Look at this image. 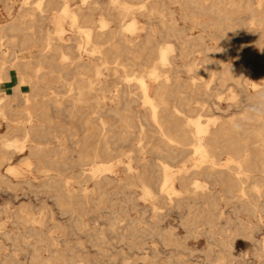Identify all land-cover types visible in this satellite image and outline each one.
Listing matches in <instances>:
<instances>
[{"label": "bare ground", "instance_id": "obj_1", "mask_svg": "<svg viewBox=\"0 0 264 264\" xmlns=\"http://www.w3.org/2000/svg\"><path fill=\"white\" fill-rule=\"evenodd\" d=\"M18 1L20 5L12 20L0 24V85L9 81L11 70L16 73L18 79L12 94L0 96V116L5 121L8 132L20 135L22 140L15 137L2 142L6 151H0V184L7 182L1 168L7 166L6 173L18 174L10 164L16 158V153L27 151L29 157L35 161L33 165L36 172L43 175L40 180L44 189L53 193L56 203L65 209L66 215L68 213L72 218H78L77 208L86 206L92 200L91 196L87 194L86 189H82L80 194L74 190L63 192L60 188L61 178L55 168L82 169L91 166L88 178L95 187L92 192L100 197L99 203L104 193L102 189L114 184L118 185V189H140L142 198L150 203L151 221L146 227L141 225V228L137 227L139 219H127L128 229L135 233L136 238L139 237L136 236L138 232H141L144 238L148 236L152 242L156 237L160 238L164 246L172 243L174 236L171 231L166 232L160 227L161 216L155 211L158 210L157 204H168L174 197L181 195V199L176 200L175 204L187 210L188 219L184 221L187 230H195L197 227L194 222L201 221L208 229L206 237L210 241H214L218 236L213 234V218L216 214L221 215L217 207L223 194L234 207V213L244 211L255 216L264 210V201L261 200L264 197V118L260 115L245 116L237 122L234 119L223 121L219 117L211 116L203 121L205 116L201 113L191 117V112L219 109L216 101L208 106L206 102L198 100L200 95L209 97L206 91L212 76L205 81L203 75L196 74L200 83L192 82L189 94L180 89L177 81L180 68L186 67L190 73L198 66H185L183 62L196 52L202 53L204 62L212 70L213 76L219 75L222 83L232 81L234 86L241 90L245 102L253 105L259 103L261 98H264V0H140L137 9H133L126 0H109V6L104 9L96 1L89 0H75V6L72 4L74 0ZM4 2L7 16H11V9L16 5V0ZM171 6L178 7L184 22L200 26L204 32L212 29L208 34L210 39L222 43V47H208L202 35L189 38L177 29L175 12ZM99 11L103 14L95 19L93 15ZM242 15L245 16L244 19ZM136 16H141L148 26L139 27ZM46 22L54 24L52 31L44 26ZM237 23L246 27L236 28ZM110 24H115L116 27L112 28ZM153 25L159 26V30L152 27ZM142 30L145 35L137 36V31ZM67 33L71 36L65 38ZM157 35L164 41H157ZM167 39H172L174 43L165 41ZM31 44L39 45L37 53L31 58L18 59L12 51L5 56V52L1 51L2 46L23 51ZM251 44L257 45L260 50L256 64L248 62L243 54V50ZM123 54H132L134 58L127 59L128 63L124 65V61L119 60ZM231 58H235L242 67L254 74L260 83L242 82L231 76V66L227 64ZM137 60L141 62L139 74H120V70H133ZM56 73L57 75H54ZM130 81H135L140 90L138 99L141 101L139 106L143 108V113L125 114L135 102ZM55 83L58 86H55ZM25 86L30 88L28 93L21 92V88ZM202 86L204 91L200 92ZM230 95L233 101L235 95L233 92H230ZM217 99L219 101L221 97ZM105 100L109 102L106 103ZM15 102L19 104L14 108ZM52 109L54 116L49 115ZM104 117L112 118L114 123L108 125ZM93 123L100 124L96 126V132L89 129ZM116 124H120L122 129L115 130ZM135 126L137 131H134ZM94 134L98 135L99 139L89 145ZM134 134L138 136L137 145L135 144L131 151H122L117 144L129 142L128 137ZM147 135L155 136L160 146L152 145L149 149L142 146L141 143ZM66 139L72 140L78 148L76 162H67L69 165L62 161V156H58V153L68 150L62 144ZM47 140H52L56 147L42 146V141ZM7 149H14L15 153H9ZM144 150L156 153L162 151L165 154L159 155L160 158L182 165L175 171L160 158L157 163L148 164L143 161L144 156L141 153ZM185 155L189 157L183 161ZM221 155L227 156L224 164L221 163ZM123 157L127 162L119 159ZM121 164L124 165L123 179L116 177L113 170ZM133 164L141 166L143 170L136 171ZM227 164L234 166L223 167ZM145 168H156L157 171L151 173ZM51 172L56 174H49ZM235 174L241 177L236 178ZM83 175L82 170L77 174L80 184L84 181ZM205 181L210 182L212 187L220 186L221 190L206 192L209 188ZM176 185L180 190L175 188ZM132 206L136 208V205ZM125 209L111 212V230L121 229V223L126 221ZM33 222L41 224L40 221ZM76 223L81 225V221L77 220ZM252 230L249 223L237 220L234 228L228 225L219 230L228 233L223 237L219 236L221 240H218V243L224 250H231L233 241L239 237L252 241ZM0 231L1 235H5L1 227ZM30 232L35 234L33 244L30 245L34 252H38L37 247L43 244L49 247L48 242L42 238V233L33 227ZM262 247L264 249V246ZM133 248L136 252L148 249L144 241L138 245L134 244ZM145 252H140L142 259L156 264V252H153V256H149L152 253L148 255ZM262 257L264 258V255ZM34 258L39 259L40 255ZM43 259L45 263L49 260ZM62 259L64 258L61 256H53L55 261ZM204 259L206 264H224L225 260L220 255L213 258L206 255ZM170 262L171 258L164 264H171ZM0 264L3 262L0 261ZM9 264L15 263L10 261Z\"/></svg>", "mask_w": 264, "mask_h": 264}, {"label": "rangeland", "instance_id": "obj_2", "mask_svg": "<svg viewBox=\"0 0 264 264\" xmlns=\"http://www.w3.org/2000/svg\"><path fill=\"white\" fill-rule=\"evenodd\" d=\"M91 1H96L99 4V6L102 7L103 9L109 6L108 5L109 0H89V2ZM126 1L130 6H132L133 9H137L140 6L139 5L140 0H126ZM73 2L72 4H74L75 6V3L77 1L74 0ZM15 3L16 5L14 4L13 8L11 9L12 15L7 16L6 11H5V7H6L5 2L4 0H0V24H5V23H8L10 20H12V18L14 17V15L16 14L18 10L20 1L16 0ZM171 7H172V10L175 12L174 18L176 19L177 22H179V23L176 22L177 29L181 30L189 38H196L199 35H202L203 38H205L203 39L204 43L208 47H216V46L222 47L223 45L222 43H219L218 41L210 39L208 34L210 31H212V29H209L208 31L204 32L203 30H201L202 28L200 26L196 27L195 25L192 26L190 22L189 23L187 21L184 22L180 17L181 13L178 7L177 6H171ZM100 14H103V13H100V11L95 12L93 17L97 19L100 16ZM241 17H243L244 19L245 16L242 15ZM136 19L139 22V27L148 26L141 16H136ZM44 26L46 28H49L50 31H52V29L54 28V24H52L51 22H46ZM110 26L112 28L116 27L115 24H110ZM152 27L156 28L157 30H159L160 28L157 25H153ZM235 27L245 28L246 26L243 25L242 27V25L237 23ZM137 32H138L137 36L143 37L145 35V31L143 30L137 31ZM68 36L70 37L71 34L67 33L65 38H67ZM157 41L162 42L164 41V39H162L160 36L157 35ZM165 41L174 43L172 39H167ZM38 49H39L38 44H35V45L31 44L28 47H26V49H24L23 51L17 48L11 50L5 46L1 47V51L5 52V56H8L9 52L12 51L18 59L31 58L37 53ZM243 54L246 55L248 62L256 64V60L259 57L260 50L257 45L251 44L250 46H248L247 48L243 50ZM133 58H134V55L132 54H123L119 57V60L120 62L124 61L123 64L126 65L128 63L126 62V60L127 59L133 60ZM140 63L141 62L137 60L135 63L136 66L133 68V70L131 69L125 72H122V70H120V74L124 76L139 74V64ZM179 64H182V62H179ZM183 64L185 66L190 65V64H198V66L196 67L197 69L195 68L190 73L187 72L186 67L180 68L177 74V81H178V84L181 86L180 89L183 92H186L189 94V92H191L192 90L191 89L192 82H194L195 84L200 83V80L198 77L199 74L204 76L205 81L208 80L209 76H212L209 79L210 81L209 88L206 91L209 94V97L200 95L198 100L206 102L208 106H211L212 103L216 101L218 102V107H219L218 110L209 109V111H204V112H201V111H198V112L195 111L194 113L191 112L192 114L189 113L191 117H194L197 114L201 113L203 116H205L204 118H202L203 121L206 120V117L211 116V117H219L223 121L234 119L237 122H240L241 119L245 116L253 117L254 115H260L264 118V98L263 99L261 98L259 103L254 104V105L251 103L245 102L243 100V94L241 90L237 88L236 86H234L232 81L227 80L224 83H222L219 75L214 74L213 76L212 70L210 69V67H208L207 63L204 62V55L202 53H198V52L194 53L191 57L186 59L183 62ZM227 64L231 66V76H233L235 79H239L242 82L247 81L248 83H260V80L257 79L254 74H252L251 72L246 70L244 67H242L235 58L229 59L227 61ZM54 75H57V73ZM17 82H18V79H17L16 73L13 70L9 71V81L0 85V96H4V94H8V95L12 94L13 87L17 84ZM130 84L132 86L131 91H132L133 96L135 97V102L131 104L130 111L126 112L125 114L131 115L136 112L143 113L144 112L143 108L139 106L141 101L140 99H138L140 90L136 87L135 81H130ZM54 85L58 86L57 83H55ZM29 90H30L29 86H25L21 88V92L23 93H28ZM203 91L204 89L202 86L200 87V92H203ZM230 92H233V94L235 95L236 99L234 98L233 101L231 100ZM250 93L253 94L252 92ZM218 97H221L219 101L217 99ZM105 102L108 103L109 101L105 100ZM16 104H19V103L15 102L13 105L14 108L16 107ZM107 107H108V104H107ZM259 107L260 109H258ZM54 114L55 112L52 109V111L49 112V115L54 116ZM104 120L108 125L114 123V120L109 117H104ZM72 125L75 126L74 123H72ZM96 126H100V124L93 123L91 127H89V129L90 130L92 129V131L96 132ZM84 128L87 129L86 127ZM84 128L83 130H85ZM119 129L120 130L122 129L120 124H116L115 130H119ZM134 131H137L136 126L134 128ZM15 137L20 141L22 140V137L20 135H15V134L13 135L8 132V129L6 128V123L0 116V151H6V149L2 145V142L5 139H13ZM91 139L92 140L91 142H89V145H93L95 141L99 139V137L98 135L94 134ZM116 139H118V136L116 137ZM128 139H129V142L127 143L117 144V146H119L120 149L124 152H128L132 150V148L136 144V140L138 139V136L136 134L130 135ZM144 139L145 140H143L141 144L142 146L146 147V149H149L152 145L160 146V143L156 141L157 138L155 136L153 137V136L147 135L144 137ZM45 142H47V144ZM62 144H63V147H66L68 150L65 152H61V153L57 152L58 156L63 157L62 159L63 162L64 161L66 163L76 162L77 155H78V148L76 147V145L73 144V141L70 139H66V141ZM72 145L74 146L71 147ZM42 146L56 147L55 143L52 140L42 141ZM7 152L15 153V150L7 149ZM62 153L63 155H60ZM141 154L142 156H144L143 158L144 162L148 164H154L156 161L158 162L160 158L159 155H163L165 153L162 151L160 153H156L151 150H146V151L144 150ZM185 156L186 157L183 159V161L187 160L189 157V155L188 156L185 155ZM119 159L122 162H127L126 158L124 157L119 158ZM226 159H227L226 155L220 156V160L222 164H224V162L226 163ZM164 161L172 167V170H175L182 165L179 162H171L168 160H164ZM34 162H35L34 159L29 157V153L27 151H24L22 154L16 153V158L10 164L11 166L15 168L16 173L18 172V174L19 173L21 174L19 175L18 174H15V175L8 174L5 172V169L7 168V166H4L1 168V172L7 181L5 183L0 184V223H1L0 227L2 228V231L5 232V235L0 234V261L3 262V264L5 263L9 264L10 261L15 264L16 263L17 264H29L28 262H30V264H33V263L34 264H56V263L71 264L72 262L76 264H107V263L109 264H123V263L124 264H128V263L129 264H132V263L133 264L135 263L136 264H150L149 260L144 261L141 257L142 255L140 254V252H145V251H146L145 253H147L148 255L149 253L150 254L152 253V255H149V256H153L154 254L153 252L154 251L156 252V255L158 256L155 259L156 264H164L165 262H167L169 258H171V262H170L171 264H206V261L204 259L206 255H209L211 258H213L214 256L215 257L219 256V255L223 256L225 258L224 264H264V258L262 257V255H264L263 254L264 249L262 247L264 246V210L255 214V216H252L244 211H239L237 213H234L233 211L234 207L228 203V199L223 194L222 197L218 200V207H217V210L221 212V215L216 214V216L213 218V223L215 225V228L213 229V234L218 235V236L214 241H210L206 237L207 235L206 232L208 229L206 225L201 221L194 222L195 227H197L195 230L191 232L187 230L186 223L184 222L186 221V219H188L187 210L185 207L183 206L177 207L175 204L176 200L181 199V195L180 197H174L173 200L168 201L169 202L168 204H161V203L157 204L158 210L155 211V213L161 216L160 223H159L160 227L164 228L166 232L171 231L174 236L172 238L173 239L172 243H169L167 246H164V244H162L163 241L160 238L156 237L158 240L155 238V240L152 242V240L150 241L148 236L144 238L141 232H138V234L136 233V236L137 235L139 236L136 238L134 236L135 233L133 234L132 231L128 229L127 219L128 220L129 219L130 220L139 219L140 221L137 223L138 225L137 227H141V228L142 226L143 227L148 226L151 221L152 210L149 206L150 203L148 200L142 198L139 188L118 189V185L114 184L112 186L102 189V192H104L102 193L103 199L101 198L102 201H100L99 203L98 199H100V197H98V195H95L94 192H92L94 191L95 187L92 181L89 180L88 178L91 173V166H87L82 169L78 167H71V168L70 167L69 168L68 167L66 168L56 167L55 169L58 172V177L61 178L60 188L63 190V192L74 190L76 191L75 193L80 194L82 193L81 192L82 189H86L87 194L91 196V199H92L91 201H89V203H87L86 205L87 207L84 206L85 209L84 207L77 208L78 218H72L70 215H68V213L66 215V212H64L65 211L64 208L62 209V207L58 206V204L56 203L53 197V193L45 190L44 187L41 185V180L43 178V175L41 173H39L41 174L39 175L38 172H36L34 165H33ZM26 163H29V164L26 165ZM186 164L189 165V163H186ZM123 166L124 165L121 164L119 166L114 167L113 169L114 172L116 173V177H118L119 179L124 178ZM228 166H234V165L227 164L223 167H228ZM60 168H62L63 170L62 169L60 170ZM133 168L138 172H141L143 170L141 166L138 167L135 164H133ZM80 170L84 171V175H83L84 181L82 180L81 184L79 183L80 179L78 180V177H77V174L80 172ZM146 170L151 173L157 171L156 168H147ZM49 174H56V173L51 172ZM153 176H156V175H153ZM234 176L236 178L241 177L239 175H237L238 176L237 177L236 174ZM200 180L204 182V179L201 177H200ZM205 182H206L207 188H209L207 189L206 192L214 193L215 190L217 191L221 190L220 186L212 187L210 182L208 181H205ZM28 184H30V186ZM243 186H246V185H243ZM27 187H30L32 189L27 190L28 189ZM175 188L180 190L178 185H176ZM35 189L37 191H35ZM262 194L264 195V191ZM261 200L264 201V197ZM53 202H55V204ZM144 202L146 203L144 204ZM132 204L136 205V208H134ZM58 208H59V211H57ZM121 208H126L125 209L126 214H127V216H125L126 221L121 223L122 227L120 230L118 231L111 230L109 228V224H110L109 221L112 215L111 212L115 210L120 211ZM28 215L30 216L28 217ZM38 215L42 219H40ZM119 215L121 216V214ZM34 220L40 221L41 224L33 222ZM77 220L81 221V225L76 223ZM237 220H241L243 222L249 223V226L252 227L253 229L251 232V235L253 236V240L250 241L244 237H239L238 239H235L236 241L235 240L233 241V246L231 250H224V248L218 243V240H221V237L219 236L223 237L224 234H227L228 232L219 231V230L225 229L228 225L231 226V228H234L235 225H237ZM20 224L26 225L27 227L22 226ZM31 226L33 227V229H36L37 231L42 233V238L48 242L49 247H46V245L43 244L37 247L38 252H34V250L32 249L33 247L30 246L31 244H33V239L35 236L34 233L30 232V229H32ZM22 227H23V230H21ZM98 229L100 231H98ZM28 231L30 234L28 233ZM19 236H21V238ZM225 240L228 241V239H225ZM141 241H144L146 243V247L148 249L145 251L136 252L135 251L136 249L133 248V245L134 244L138 245ZM89 244L91 245L89 246ZM12 245L15 249L12 248ZM9 248L12 250H9ZM94 249H96V251ZM32 251L34 253H32ZM158 254L160 255V257ZM36 255H40V258L35 259L34 257ZM53 256H61L64 259L55 261L53 260ZM43 258H49V260L45 263ZM109 260L111 262H109Z\"/></svg>", "mask_w": 264, "mask_h": 264}]
</instances>
